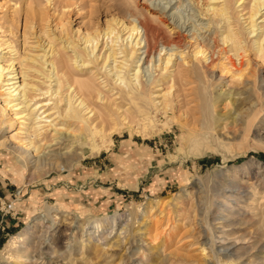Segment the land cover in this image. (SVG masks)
<instances>
[{"label": "rangeland", "instance_id": "obj_1", "mask_svg": "<svg viewBox=\"0 0 264 264\" xmlns=\"http://www.w3.org/2000/svg\"><path fill=\"white\" fill-rule=\"evenodd\" d=\"M166 1L34 0L30 5L29 0H0V42L10 41L17 49L15 54L7 52L8 48L0 51L2 64L6 66L3 79H9L14 70L21 73L25 66L24 69L29 72L28 79L42 89L30 92L33 95L31 102L47 103L44 108L39 106L42 108L38 113L46 107H54L59 96L55 93L51 95V92L49 95L43 93L51 82L52 89L56 88V76L52 74L53 77H46L51 67L43 62L49 59L50 53L46 57L39 54L45 52L42 50L47 38L42 29L51 33L58 45L61 32L56 25L64 19L69 35L77 39V35L85 33L93 24L104 27L112 16L131 20L133 15L147 13L150 2L156 5L161 3L160 6H167L166 10L173 5L165 17L167 23H158L165 35H177L176 29H171L185 21L187 29L181 32L189 46L185 51L191 52L196 42L207 49L208 60L202 61V65L210 95L231 92L237 99L236 103L219 101L216 104V112L225 113L217 129L224 136L227 146L211 142L209 147L215 150H207L203 142L200 149H204V152L197 155L188 146L189 128L195 126L200 132L204 121L198 92L200 83L194 74H189L190 78L187 79L179 75L175 77L177 83L172 88L171 106L167 113L149 106V114L140 121V126L136 125V121L131 128L114 133L108 148L101 147L98 152H92L90 145L84 146L85 155L69 166L62 164L49 172L45 169L43 173H38L36 166L27 165L21 156L8 152L6 144H0V264H264V220L259 213L264 207V202H261L264 199V57L256 53L254 43L264 38L263 28L258 27L263 23L264 14L257 18L256 31L248 34L249 20L246 22L247 18H244L248 14L242 15L248 8L243 11H240L243 6L234 9L235 23L242 29L243 45L247 49L236 52L230 48V43H222L221 31L209 20V13L204 14L206 4L211 0H182L184 5H180L179 0H172L170 5ZM106 38L104 41L100 39L98 48L88 56L89 59L109 49L111 40L109 38V45L104 46ZM125 40L124 43L131 42V39ZM163 40L159 39L157 43L154 52L156 59ZM123 42H117L116 47L123 45ZM83 46L80 43V48ZM71 52L69 48L68 53ZM188 55L190 60V53ZM118 56L121 61L123 57ZM135 59L128 58L124 66L126 70L122 68L126 77H132L134 73ZM94 60L90 62L93 65L89 63L78 68L98 73L96 83L103 92L102 99L96 95L88 97L89 103H93L91 106L101 110L114 109V105L110 107L114 102L123 108H130L132 114L136 113L132 103L120 94L123 85L119 81L114 82L116 76L113 72L116 69L110 71L111 66L119 63L110 59L104 68L101 58ZM179 60L180 56H174V63H179ZM233 63L245 70L242 77H232L234 74L227 67ZM144 67L140 73L144 76L142 80L145 78L148 81V78L162 75L158 77L161 82L165 81L162 86L170 85V80H162L169 72L161 69V66L153 67V72L146 70V64ZM175 67H170V70ZM107 68L109 70H105ZM105 71L110 72L112 77ZM153 86L149 85L148 88L154 94L165 91ZM1 89L0 142L6 143L19 121L11 110L5 109L4 99L8 93ZM62 91L60 96H65L63 101L58 102L55 112L68 105L67 97H70L72 89L68 93L67 87H64ZM44 99L50 102H43ZM77 105L75 107L80 109L81 106ZM42 120L45 122L41 124H45L46 118ZM49 120L45 124L47 133L38 142L43 150L40 155L45 157L49 149H54L76 156L75 153L80 152L77 143L68 150L64 148L65 144L51 145L56 142L52 141L55 127H49ZM56 120L52 123L58 124V127L64 126L62 134H68L66 125L62 123L66 120L63 117ZM185 124L187 127L183 128ZM83 133H86V129H83ZM96 142L100 144L99 137H96ZM224 179L233 180L243 188L240 191L225 189L220 186ZM237 196L240 197L237 199ZM200 199L206 204L203 211L199 209ZM225 202H231L230 207L237 211L230 220L221 218L223 212L218 208ZM52 206H60L57 216L54 217L56 212H53V217H44V223L30 236L29 249L21 252V257H10L11 239L33 226ZM115 213L122 215L126 229H121L124 225L113 231L110 226L99 232H92V228H88L93 222ZM81 224L87 225V229H80L78 225ZM207 224L211 227L208 231ZM228 245L242 246L244 254L224 257L218 251Z\"/></svg>", "mask_w": 264, "mask_h": 264}, {"label": "bare ground", "instance_id": "obj_2", "mask_svg": "<svg viewBox=\"0 0 264 264\" xmlns=\"http://www.w3.org/2000/svg\"><path fill=\"white\" fill-rule=\"evenodd\" d=\"M146 1H149V0H146ZM29 2H30V5H32L34 0H29ZM171 2L172 0L166 1L168 5H170ZM179 3L180 5L182 4L184 5L182 0H179ZM236 3H238L237 7L235 6ZM160 5L161 3L157 5L156 3H152V4L151 2L148 3L147 5L148 12L140 13L138 15H133L134 18L131 20L126 19V18L117 17V16H112L110 19L106 21V25L104 27H101L98 24H93L90 27V29H88L85 33L83 34L81 33L77 35V39H74L71 35H69V32L67 31V27H66L67 22L64 19L60 22V24L56 25V28L59 27L60 32H61L60 37H59L61 42L58 43V45L56 44L57 42L55 40V37H53L51 33L49 32L46 33V31L42 29L41 32L44 33L48 38V39L46 38L45 41H48V42L45 43L44 41L45 44L43 43L42 51H45V52H43V54L41 53L39 54L43 57H46L48 53H50L49 59L48 58L44 59L45 61L43 62L44 64L47 63L51 67L49 73L47 72L46 77L51 78L53 77L52 74L56 76V88L54 90L52 89L51 83L53 82H51L49 86H47V88L44 87L45 90L43 91V93L46 95L48 93L49 95V93L51 92V95L55 93V95H59V96H57L58 99L54 107H51V108L46 107L47 109L45 110L43 109L44 111H42L41 113H38V111L40 110V108H42L47 103L46 104L43 103V105L38 104L37 102L32 103L31 101L33 100V97L31 96L33 95H31L30 92L35 91L36 89H39L41 91L42 89L38 88V85H36L35 83L34 84L31 83V81L28 79L29 72L27 69H24L25 66H23V64L22 66L24 70L22 69V72H21L22 75H20L21 74L19 73L20 71L17 73V71L14 70V73L9 75L10 76L9 79H6V80L3 79L5 76L4 70L6 69V66L2 64L3 56L0 55V84L3 83L2 85H0V87L2 88L1 90H4V91L7 90V93H8V95L4 99L5 109L8 111L11 110L13 112V116H15L14 118H16V120L19 121L18 127H16L12 131V134L10 135L6 143L0 142V144L1 145L6 144L7 151L21 156L25 160L27 165L32 164V166L34 167L36 166L38 173H41V172L43 173L45 169H47V171L49 172L50 170L60 167L62 164L64 166H69L75 161H78L79 157L81 158L85 155L83 151L84 146L90 145L92 152H95V151L98 152L101 149V147L108 148L107 146L110 143H112V135H114V133L121 132V130L125 129L126 127L131 128L133 123L136 121H138L136 125L140 126L141 125L140 121L146 119L149 114V108H150L149 106H153L156 111H159L160 109H162L164 110V112L167 113L169 107L171 106L170 95L172 93V88L175 87V82H176L175 77L179 75V77H182L183 79L184 78L187 79V78H190L191 74H194L200 83L198 87V92L200 94L199 96L202 101L204 121H203L202 130L200 129L201 130L200 132L199 130L196 129L195 126L189 128L188 146L194 149V152L196 153V155L204 152V149L203 150L200 149V145H202L203 142H204L203 144L205 145L203 147L204 148L206 147L207 150L209 149L215 150V148L209 147V143L211 142L212 143L216 142L219 145L226 147L227 143L223 139L224 136H222V134H219L218 129H217V127L221 125L220 120L224 118L225 113H217L216 106L218 105L217 102L219 101H222V103L227 104L229 102L236 103L237 99L233 97L231 92L230 93L224 92L223 94L219 93L218 95H215V96L210 95L209 83L207 82V79H205L206 75H205L204 67L202 65V61L204 62L208 60V56L206 52L207 49H205L202 46V44H200L199 42H196L195 44L192 45L193 48L191 49L192 50L191 52L185 51V49L189 47L187 44V41H185L183 35H181V32L187 29V26H185L186 25L185 21L182 22L181 24L179 23L178 25L177 24L174 25L173 28L171 29V30L176 29L177 35H174V36L165 35L164 30L161 28L162 26L160 27L158 23L160 22L161 24L167 23V19L165 17H167L168 15L167 12L173 9V5H170L171 7L169 10H166L167 6L163 4L162 6ZM240 6H243L242 9H240V11H243L248 8V11L243 13L242 15L248 14V17L246 16L244 18H247L246 22L249 20L247 25H250L249 26L250 30H248L249 32L247 31V33L251 34L255 32L257 29L255 28L258 26L257 18L263 17L264 13H262V10L264 9V0H211L206 4L204 14L209 13L207 14V15H210L209 20L216 24L214 26L218 27L217 30L221 31L222 40H223L222 43H230L231 45L230 48H232V50H235L236 52H239V51L245 52L247 49L245 48L246 46L243 45L245 42L243 43L244 40H243V35H242L243 34L242 29L236 26L235 19H234V12H233L234 9L236 10ZM180 7L181 6H178L177 8H180ZM258 27L263 28V31H264V17H263V23ZM105 37L107 38H106V41L103 42L104 46L105 44L109 45V41H108L109 38L111 40L109 49H107V51H105L104 53L100 52L98 55H94L93 59L92 57L91 59H89L88 56L93 55L95 50L98 48L99 42L101 41L100 39L102 38L103 40ZM128 39H131V42L130 40L129 42H126V43L123 42L124 40L127 41ZM159 39H164V40L162 42V46L160 45L161 49L158 52V59H156L154 52L156 51V46H157V43H159ZM120 40L124 44L123 45L118 44L119 48H117L118 46L116 47V43L119 42ZM262 40H264V38L257 39L255 40L254 43L256 44V53H259L261 57H264V43H262ZM0 41H2V39H0ZM11 43L10 41L0 42V51H2L4 48H8L9 50H7V52L11 51L10 53H14V54L17 53L16 52L17 49H15L13 46L14 44L12 45ZM80 43L84 45L83 48H80ZM103 43H101V45ZM130 44H131V47H129ZM4 45L6 46L3 47ZM104 46H103V49H104ZM69 48L71 49L72 54L68 53ZM121 53H123V56ZM189 53H190V60L188 57ZM119 54L121 55L120 57H123L122 60L120 59L121 61L118 60ZM234 55L237 56V54H234ZM37 56L40 57L38 54ZM174 56L176 57L180 56L179 63L173 62ZM132 57H134V59L136 58L134 60V62L136 63V66L133 69L134 73L131 75L132 77H126L125 74L122 73V68L126 65L128 58H132ZM100 58L103 61L102 67L104 68L107 66V63L108 61H110V59H112L114 62L119 63L118 65L111 66L112 68L110 69V71H114L116 69V71L113 72L114 75L116 76L114 82L116 83L119 81V84L123 85V88H120V94L126 97L130 103H132L133 107L135 108L136 113L132 114V111L130 108H127V107L123 108L122 106L115 104L114 102H112V105L110 106L112 107L114 105L113 107L114 109L111 108L107 110H105V108L104 110L97 109L96 106L94 108L91 106V104L93 103L91 104L89 103L88 97H91L93 95H96L98 98L102 99L103 92L101 88L97 86V83H96V80H97L96 75L98 73L96 74L93 71L84 70L82 68L78 69V68H79V65L80 67L86 66L90 62L92 63L93 61H95L94 59H96L97 61ZM33 59L34 58H32V61ZM131 60L133 61V59ZM7 61H9V59ZM156 61L158 63H156ZM145 64H146V70L152 71L153 67L159 68V66H161V69H165L164 71L169 72L165 75V77H163L162 80H166V82L170 80V85L168 87H165L166 85H164L163 87L162 85L164 84L165 81L161 82V79H158L160 75L157 78L156 77H154L153 79L148 78V81L147 79L144 78L145 80L143 79L144 80L143 81L141 79L143 75L141 76L140 73L144 71L142 67H144ZM170 67H175V68H172L170 70ZM232 67L233 69H229ZM227 68L229 71L233 72L234 75L232 77H242L244 75L245 70H243L241 67H237L234 63L231 67H227ZM105 70H109V69L107 68ZM108 74L110 75V72ZM148 75L149 74H147V76ZM50 78L48 79L50 80ZM105 84H108V83H105ZM149 85L157 86L158 87L157 90L159 91L161 90H165V91L161 94L160 93L154 94L153 92H151V90H149L148 88ZM64 87H67L68 93H69V90L72 89L71 93H69L70 97H67L68 105L64 108L62 107V109H58V111L55 112V108L59 105L58 102L63 101V96H65V95L60 96L63 94L61 92H63L62 89ZM152 91H155V89ZM34 98H37V97H34ZM157 98L158 99L161 98V99L156 100ZM78 99H80V101L78 105L77 104L76 105L78 107L80 105L81 106L80 109L75 107L76 105L74 106V103ZM106 100L105 102H107ZM110 100L109 102H111ZM44 101L45 99L43 100V102ZM45 102H48V101L46 100ZM40 105L42 107H39ZM100 107H103V106H100ZM91 112L93 114V115L91 114L92 116L90 115L86 116L87 114ZM43 113H45V115H43ZM59 117H63L66 120V122H62V123L66 125L65 126L66 133L68 134H64V135L62 134L64 126L58 127V124L54 122L52 123V121L56 120ZM43 118H46L45 124H47L48 122L47 119L48 120L52 119V120H49L48 125L49 127L51 125L55 127L54 139H52V141H56V142L52 143L51 145L65 144L64 148H67L68 150V148H71L72 146H74L75 143H77V145L76 144L75 145L77 148H80V152L75 153L76 156L69 155V152L55 151L54 149H49L47 152V156L45 157L43 155H40V153L43 150L41 149V146L38 144V142L43 140L44 135L45 133H47V130H48V128L45 129L46 127L45 124H41V122L42 123L45 122V120L44 121L42 120ZM6 124L9 125V123L7 122ZM186 124L182 125V127L183 128L187 127ZM222 128H225V127H222ZM83 129H86L85 134L83 133ZM96 137L100 138V144L96 142ZM79 145L81 147H78ZM220 186L224 187L225 189H230V190L232 189L235 191H238V190L240 191V189L243 188V186H241L238 183H235L233 180L231 181L227 179H224L222 183L220 184ZM238 197L240 196H237V199ZM261 202H264V199ZM199 203H200L198 204L199 209L203 211L206 208V204L205 202H202L201 199ZM230 203L231 202H225L223 204L218 205V208L223 212V214L221 215V218L225 220H230L237 213V211L233 210V208L230 207ZM59 207L52 206V207L47 208L46 214H44L43 217L38 218V220L33 224V226L31 225L27 229L22 230L19 234L14 236L9 243V247H10L9 250L12 251V253H10L9 256L13 257L15 255V257L16 256L21 257L20 255L21 252H26L29 249V245L31 244L29 242L30 236H32L35 233L36 229L39 228L44 223V217L46 216L53 217V212H56L54 213V217H56L59 211ZM262 208L263 210L259 213L261 214V217L264 220V207ZM122 219H123L122 215L115 213V215L107 216L101 220L93 222L92 226L88 228H92V232H99L104 227L110 226L111 230L113 231V230L119 229L122 225H124L123 227H121V229L124 230L126 229V226H125L126 224H123ZM78 227L80 229H87V225L84 226L81 224V225H78ZM210 228L211 227H209V225L207 224V231ZM243 250L244 248L242 246L237 247L233 245H228V246H224L223 248H221L218 252H221L224 257H240L244 254ZM218 261L220 262V259H218Z\"/></svg>", "mask_w": 264, "mask_h": 264}]
</instances>
